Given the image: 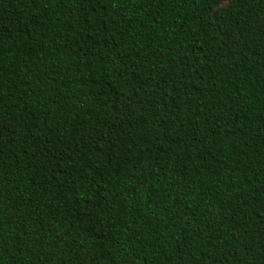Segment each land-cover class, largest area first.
<instances>
[{"label":"trees","instance_id":"trees-1","mask_svg":"<svg viewBox=\"0 0 264 264\" xmlns=\"http://www.w3.org/2000/svg\"><path fill=\"white\" fill-rule=\"evenodd\" d=\"M0 264H264V0H0Z\"/></svg>","mask_w":264,"mask_h":264}]
</instances>
